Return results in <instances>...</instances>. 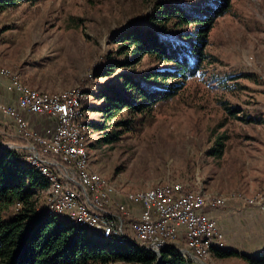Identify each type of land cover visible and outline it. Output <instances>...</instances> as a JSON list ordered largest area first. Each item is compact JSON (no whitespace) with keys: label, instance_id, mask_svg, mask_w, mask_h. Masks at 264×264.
<instances>
[{"label":"rangeland","instance_id":"rangeland-1","mask_svg":"<svg viewBox=\"0 0 264 264\" xmlns=\"http://www.w3.org/2000/svg\"><path fill=\"white\" fill-rule=\"evenodd\" d=\"M166 1L205 0H15L0 9V71L14 74L22 86L38 92L88 93L90 99L84 94L82 102L83 122L100 123L104 119L96 111L101 105L95 97L98 87L116 84L121 73L137 77L160 68L144 58L96 78L99 70L121 61L110 37L131 25L148 26L145 20L153 5ZM220 1L228 8L208 34L199 75L137 130L125 132L111 145L98 143L101 134L89 131L90 169L120 192L116 200L182 183L225 199L223 210L238 199L249 208L257 206L264 216V0ZM23 137L31 142V135ZM221 137L223 154L212 157L210 151ZM0 140L11 143L1 131ZM45 197L46 191L41 203ZM114 207L111 212L116 213ZM232 238L228 245L221 243L223 250L250 245L241 236ZM213 253L208 264H242L217 260Z\"/></svg>","mask_w":264,"mask_h":264},{"label":"trees","instance_id":"trees-1","mask_svg":"<svg viewBox=\"0 0 264 264\" xmlns=\"http://www.w3.org/2000/svg\"><path fill=\"white\" fill-rule=\"evenodd\" d=\"M15 0H0V9ZM34 2L36 0H25ZM146 17L148 26L131 25L110 37L120 62L99 70L96 78L128 68L149 58L160 68L140 76L121 73L116 84L101 85L95 97L100 123L86 122L89 131L101 134L98 143L111 145L125 132H133L161 104L174 99L187 82L199 75L203 54L215 20L227 11L220 0L196 3L156 2ZM88 99L90 95L84 93ZM83 104V110L85 111ZM233 110H229L231 113ZM112 128V129H111ZM225 138L210 151L221 157ZM15 145H24L19 139ZM0 140V264H155V258L132 243H118L93 236L89 231L44 212L42 193L49 182L25 152L6 149ZM13 211L9 213V211ZM217 260L235 259L242 264H264V250L254 257L232 250L215 251ZM162 264H188L173 248L160 254Z\"/></svg>","mask_w":264,"mask_h":264},{"label":"built area","instance_id":"built-area-1","mask_svg":"<svg viewBox=\"0 0 264 264\" xmlns=\"http://www.w3.org/2000/svg\"><path fill=\"white\" fill-rule=\"evenodd\" d=\"M2 78L9 80L8 90L19 94V108L57 120L55 129L47 132L48 141H40L39 138V142H29L23 137V130L28 129L27 125L17 114V120L21 121V129H14L13 137L23 141L24 145L3 144L20 148L25 152V157L36 162L37 165L44 167V164H52L58 167L59 176L51 177L57 179V189H62L63 193L68 194V201L66 204H59L55 199V203H50L49 207L64 210L65 216L81 223L96 225L106 232H117L124 237H126V222H133L135 236L131 239L139 240L140 244L150 248L156 245H174L172 235L186 237L195 244L199 238H206L208 242H220L226 245L222 231L209 214L220 207L217 204L210 206L197 204L193 201V194L188 193V187H172L171 193L157 191L145 194L154 195V203H146L145 199L137 203H118L123 208V215L115 216V212H111V202H116L117 193L110 189L102 191L101 187H86L85 178L64 169L58 154H53L52 150H49V143H56L61 148H70V153L81 163V156L75 147L72 132L66 129V122H69V117L74 114L72 94H68V101L45 103L46 94H26L20 91L12 76ZM0 112L8 118L9 113H17L14 108L3 105H0ZM99 192H106V200H99ZM82 210L95 212V219H84ZM157 233H166L167 242H157ZM186 251L188 253V250ZM188 254L191 258V254ZM157 260L158 258L155 261Z\"/></svg>","mask_w":264,"mask_h":264},{"label":"bare ground","instance_id":"bare-ground-1","mask_svg":"<svg viewBox=\"0 0 264 264\" xmlns=\"http://www.w3.org/2000/svg\"><path fill=\"white\" fill-rule=\"evenodd\" d=\"M0 75L2 77L12 76V79L15 80V83L17 84V87L20 88L21 92H24L26 94H46L45 103L68 101V94H72V102H74V114L73 116L69 117V122H66V129H70L72 132V138L74 139L75 147H77V152L80 153L81 156V163H79V161L75 159L74 155L70 153V148H61V146L56 145V143H49V150H52L53 154H58V157H60V161L63 164L64 169H68L69 172L74 175L83 176L85 178L86 187H91V188L101 187L102 191H109L110 189L111 191L117 193L116 196H118L120 192L112 184H110L108 181H106L103 178L94 176L93 172L90 169L88 156L86 152V138L87 135L89 134V128L83 122L84 110H83L82 102L84 101L86 96L79 91L62 92L57 94H48L44 92L42 93L22 86L20 82L16 79V76L6 70H1ZM261 80L263 82V87H264V73L261 76ZM9 118H11L12 121L13 120L15 121L16 123L15 127L17 129H21V121L17 120V113H9ZM28 135H31V142H39V138L40 141H48V139L41 138L40 136H37L34 133H30V132L28 133V130L24 129L23 136H28ZM9 146H11V148H13L14 150L20 149L12 145ZM3 147L8 149L6 145H3ZM30 162L34 167H36L39 170L40 174L43 177H45L49 182V187L46 190L45 201L43 203L44 212L49 215L50 214L54 215L61 220L65 219L77 227H81L87 231L89 230L93 236L100 237L101 239L104 240H111L113 242H118L121 244L132 243L136 245L139 249L144 251L148 257L151 256L152 258H155V260L158 258V260L155 261V264H159V262L161 261L160 254L162 250L168 247L175 249L188 264H196L195 262L199 264H208V258L211 255V253L215 251L223 250V245L220 242H208L206 241V238H199L198 242L195 244L194 242L187 240L186 237L180 236L181 242L179 241V245H178L175 242L177 239L180 240L179 235H172V243L174 245H156V247L150 248L149 246H143L142 244H140L139 240L131 239L133 238V236H135V229L133 222H126V227H125L126 237H124L123 234H117V232H106L100 227H97L96 225L81 223L78 220L72 219L69 216H65L64 210L54 207H49L50 203H55V199L59 202V204H66V202L68 201V194L63 193L62 189H57V179L51 177V176H59L58 167L53 166L52 164H44L43 167L37 165L36 162L33 161ZM172 187H178V188L188 187V193L193 194V201H196L197 204L203 206H210L216 204L217 206H221V204L223 205V201L207 197L205 193L198 190H193L188 185L182 183H168L148 191L134 193V194H124L125 202L137 203L140 200L145 199L146 203H154V195H145V194L153 193L157 191H164V193H171ZM99 200H106V192H99ZM112 205H115L114 207L116 211L115 216H122L123 208L122 206H119L117 200L116 202H111V209H112ZM82 217L84 219H95V212L90 210H82ZM156 241L167 242V234L157 233ZM183 249L188 250V253L191 254V258L189 257L187 251Z\"/></svg>","mask_w":264,"mask_h":264},{"label":"crops","instance_id":"crops-1","mask_svg":"<svg viewBox=\"0 0 264 264\" xmlns=\"http://www.w3.org/2000/svg\"><path fill=\"white\" fill-rule=\"evenodd\" d=\"M7 84L8 81L5 78H2L0 75V105L14 108L17 111L20 119L26 123L28 131L37 134L41 138L48 139L47 132H51L55 129L57 120L53 117L32 114L19 108V94L16 91L8 90ZM0 121L3 123L0 125V131L3 136L13 140L14 129H17L15 127V121H12L11 118L4 116L1 112ZM206 191L209 192V190ZM207 197L223 201V205L221 204V206H219L220 208L225 206V199L208 195ZM263 197L264 196H262L261 201L263 200ZM232 201L235 202L231 203V206L228 208L224 210L222 208L210 212V217L217 222L224 235L225 243L227 245L230 244L231 240L233 239L232 236H241L243 242L245 241V243L246 239H248V243H250L249 246L242 245L239 247V249H233V247H230L232 248V251L247 257H254L264 250V216L260 215L262 212L259 211L257 206L250 204L252 203L251 201H249V204H247L254 206L253 209L245 206L244 203L241 201L239 202L238 199ZM117 202L127 203L125 202V199L121 201L117 200ZM233 206H236V211L233 210ZM254 212L256 214H254ZM179 238L180 240L177 239L175 242L178 245L179 241L181 242V237L179 236Z\"/></svg>","mask_w":264,"mask_h":264},{"label":"water","instance_id":"water-1","mask_svg":"<svg viewBox=\"0 0 264 264\" xmlns=\"http://www.w3.org/2000/svg\"><path fill=\"white\" fill-rule=\"evenodd\" d=\"M159 264H162V262L160 261Z\"/></svg>","mask_w":264,"mask_h":264}]
</instances>
